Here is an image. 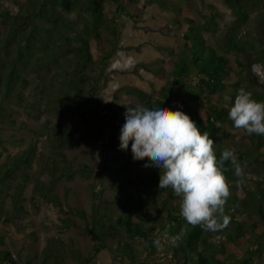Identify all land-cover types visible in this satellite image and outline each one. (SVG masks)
Instances as JSON below:
<instances>
[{"label":"rangeland","instance_id":"1","mask_svg":"<svg viewBox=\"0 0 264 264\" xmlns=\"http://www.w3.org/2000/svg\"><path fill=\"white\" fill-rule=\"evenodd\" d=\"M1 1L4 7L12 11L17 10L10 0ZM205 1L214 4L224 14V19L219 20L216 35L206 34L205 38L207 44L219 55L230 60L232 71L229 80L237 81L242 78L249 90L264 96V63L261 59L262 54L258 53L260 49H264V0H260L259 7L249 5L248 21L239 29H237V16L226 8L222 0ZM124 5L125 8L116 16L118 23L115 28L120 29L118 38L110 31H104L100 39L90 38L94 65L87 73L92 78L101 79L103 86L98 92L92 93L86 103L87 119L72 108L67 113L63 111L64 115L54 116L39 109L35 111L16 108L11 118L13 123L1 126L0 137L4 143L0 147V166L6 164L10 166L12 160L22 154H29L32 158L31 167L24 171L25 175L17 180L9 179V184L2 186L0 191V203L2 202L3 209L9 212L11 217L0 221V231H2L0 234L4 239L1 248L10 251L13 259L20 264H25L26 257H30L29 260L33 264H55L52 258L43 256L45 248L49 245H57L59 248L61 245L65 246L62 247L61 264H81L72 256L70 251L72 248L80 250L85 256L95 254L91 264H183L176 261L167 246V242L171 240L168 223L160 222L164 220L163 213L168 207V201L156 202L135 214L131 203L126 200L131 193L136 199L141 195L138 191L139 180L145 173L139 172V169H146L144 164L148 161H135L130 156L132 154L130 149L121 150L119 137L125 123L124 113L127 107L143 106L137 96L127 93L123 88L136 86L147 92H156L155 98H160L157 91L163 89L165 81L155 77L140 64L156 59L169 60L172 55L187 51L184 39L186 28H178L175 18L183 20L191 16V13L185 11L177 16L176 13L159 7L154 0H136L132 4L126 0ZM106 8L109 9L107 6ZM79 11L72 13L70 18L77 20ZM62 12L66 14L65 10ZM82 27L83 25L79 29ZM232 36L236 40L242 39L247 45H254L256 51L236 54L227 50V39ZM164 48L170 51L164 52ZM110 54L111 58L106 59ZM239 62L244 64L243 68ZM164 66L168 70L166 63ZM51 68H54V65ZM189 84L187 81L181 87V94L177 96L176 102L182 99ZM84 88L87 91L90 87L86 84ZM235 92L234 87L226 89L223 107L230 109L231 97ZM46 101L48 103V100H45L39 105L41 110L47 104ZM59 108L58 110L62 111V108ZM66 114H70L71 117L67 121L62 119L64 126L69 130L78 128L79 136H83L77 140L75 149L62 150L68 164L58 159V170L51 172L45 169V166L46 161L52 158L51 142L56 136L53 132V124L59 123L61 116ZM49 117L50 121H48ZM218 129L220 136L224 133L232 136L229 140V148L234 150L241 165H246L244 183L239 185L242 188L237 185L238 178L235 176L236 187L241 189L245 187V191H236L234 194L241 198H244L249 191L256 194L258 182L264 187V179L262 181L256 175L260 170V162L264 160V154L259 149L258 143L247 138L248 134L243 129L235 128L230 119L225 124L219 125ZM114 137H118L115 142H113ZM56 142L59 143L58 140L53 143ZM244 150L245 158H241ZM125 160L130 161V170L121 169ZM65 167L73 173L72 180L61 177L66 171ZM52 173L55 176L53 180ZM17 186L23 190L20 196L24 199L22 205L28 212L27 215H15L12 210V196ZM152 191L155 192L154 188ZM46 193L52 199L58 200L59 205L46 200L44 197ZM151 195V190H148L141 197L147 199ZM74 210H84L87 219L76 217ZM131 213L135 215L134 221L142 222L153 230V236L159 243L156 254L150 255L151 248L148 241L141 239L130 241L140 257L135 263L120 253L119 256L113 253L117 242L128 241L125 233L116 227L121 219ZM244 218L248 231H254L253 236L250 233L248 238L234 244H230L224 234L210 236L212 243L223 246V252L217 254V258L227 264L231 263L229 261L234 259L233 257L247 258L252 248L251 236L253 238L259 236L258 243L256 241L253 248H257V244H260L262 248L256 254L261 256L255 254L253 264H264V224L255 216L246 215ZM63 220H73L75 225L64 229ZM94 223L98 230L100 227L103 228L102 226H105L107 232L118 230L114 238L101 242L94 232L88 231L93 228ZM252 225L256 226L255 229L251 228ZM104 244L106 249L94 253L96 247Z\"/></svg>","mask_w":264,"mask_h":264},{"label":"trees","instance_id":"2","mask_svg":"<svg viewBox=\"0 0 264 264\" xmlns=\"http://www.w3.org/2000/svg\"><path fill=\"white\" fill-rule=\"evenodd\" d=\"M17 10H10L3 6L0 0V129L6 123L11 125L13 113L16 108L33 109L46 111L47 114L64 115L69 109L76 110L87 119L86 103L92 93L98 92L103 82L101 79H95L88 75L87 71L94 65L90 38H101L104 31H110L118 38L120 29L117 25L116 16L124 8L126 0H10ZM129 4L136 0H127ZM161 7L176 13L180 16L183 12L191 13V16L178 20L175 18L178 28H186L184 34L187 51L181 54L172 55L169 60L156 59L140 64L141 67L152 72L155 77L163 79L165 86L160 92V98H155L156 92H147L136 86H125L123 88L127 93L137 96L143 106L152 108L168 107L175 110H181L188 114L200 128L201 132L207 131L210 137L215 141L214 148L219 159L221 153L229 148L230 135L226 133L223 136L219 134V125L228 122L229 108L223 107V101L226 97V89L234 87L236 92L232 95L231 106L240 88L250 91L253 98L257 101H264V96L254 93L245 86L242 78L237 81L229 80L231 67L230 60L219 55L210 45L207 44L205 35H216L218 32L219 20L224 19V14L211 3L205 0H154ZM227 9H230L237 16V29L241 28L248 21L249 5L259 7L260 0H222ZM109 7V9L106 8ZM65 10L66 14L62 12ZM80 10V11H79ZM77 20L70 18L72 13L78 12ZM203 16V18H201ZM83 27L81 29L80 26ZM227 50L242 54L255 52L256 47L246 44L242 39L236 40L233 36L227 39ZM162 49V48H161ZM168 52L167 48L163 49ZM258 53L262 54L264 63V49ZM111 54L106 59L111 58ZM166 63L168 70L164 64ZM54 65V68H51ZM241 68L244 64L239 62ZM186 91L182 99L176 102L177 96L181 94L180 89L186 83ZM88 84L89 90L84 86ZM183 89V88H182ZM31 93V94H30ZM46 101L44 109L39 105ZM56 105V106H55ZM62 108V111L58 110ZM64 109V110H63ZM51 117V116H50ZM50 117L49 120L50 121ZM70 114L61 116L59 123L53 124L55 138L51 142L52 158L46 161L45 169L56 172L58 170L57 161L62 160L68 164L66 155L62 150L75 149L79 136L78 128L68 129L64 121L69 120ZM50 125V124H49ZM254 142L258 143L259 149L264 154V135H247ZM65 137V138H63ZM118 137L113 138V142ZM220 138V139H219ZM59 141V143L56 142ZM4 140L0 137V147ZM120 147V144H119ZM128 149L131 150V142ZM123 150V151H128ZM246 151L241 154L245 158ZM262 154V153H261ZM260 154V155H261ZM133 157V155H130ZM49 160V159H48ZM129 160L122 164V170H130ZM142 163V162H140ZM32 158L29 154H22L15 157L12 162L0 166V191L2 186L9 184V179L17 180L25 175L24 171L31 167ZM52 168H51V166ZM63 176L72 180L74 175L67 167ZM224 174L230 185V197L228 198L224 212L230 217L229 225L222 231H204L200 226L188 224L179 214L181 197L175 195L171 189H160V169L154 166L139 172L145 175L140 176L139 180V198H134V194L128 195L126 200L131 203L134 213H139L144 207L162 200L168 201V207L163 213L164 220L161 223H168L170 242L167 246L172 251L176 261L183 264H227L217 258V254L223 252V246L212 243L210 236L212 234H224L230 244L238 243L249 237L245 216H255L264 224V190L261 182H258L256 194L248 192L244 198L235 195L236 191H245V187H236L234 170L230 162L223 165ZM262 181L264 179V160L260 162L259 173L256 172ZM55 178L54 173L51 179ZM51 180V181H52ZM11 187V186H10ZM141 188V189H140ZM154 188L155 192L152 191ZM151 190V197L144 199L141 196L144 192ZM20 186L15 188V194L12 199V210L15 215H27L22 203L24 199L20 196L22 193ZM48 201L59 205L58 200L52 199L49 194H44ZM0 203V221L11 219L9 212H6ZM254 205V206H253ZM60 207V206H58ZM130 207V208H131ZM163 207V205L161 206ZM76 217L87 219L84 210H74ZM135 215L128 214L123 220L117 223V227L125 233L127 242H117L114 251L115 256L120 253L123 257L137 262L140 257L136 254L131 242L134 239L146 240L151 248L150 255H155L159 243L153 236V230L146 227L142 222L134 221ZM73 220H63L62 227L68 229L74 226ZM106 225V222H105ZM98 230L95 226L88 230L94 232L101 242H106L114 238L118 229L108 232L105 226ZM255 225L251 228L255 229ZM89 229V228H88ZM2 232V231H0ZM251 236L250 244L252 246L247 258L230 260V264H253L255 256L260 252L262 246L257 244L258 237ZM257 241V242H256ZM256 242V243H255ZM4 239L0 234V264H20L13 259L10 251L3 250ZM62 247L49 245L44 250V258L53 259L55 264H61ZM106 249V244L96 247L94 253H99ZM72 256L81 264H91L95 254L83 255L80 250L70 249ZM258 252V253H257ZM257 253V254H256ZM256 254V255H255ZM255 255V256H254ZM253 256V257H252ZM261 256V255H257ZM30 257H26L25 264H33ZM144 262V261H140Z\"/></svg>","mask_w":264,"mask_h":264},{"label":"clouds","instance_id":"3","mask_svg":"<svg viewBox=\"0 0 264 264\" xmlns=\"http://www.w3.org/2000/svg\"><path fill=\"white\" fill-rule=\"evenodd\" d=\"M120 149L131 152L135 161L147 160L144 167L160 169L159 188L171 189L181 197L180 216L204 231H222L230 223L224 207L230 197V185L223 165L231 163L237 185L244 183V168L231 149L217 158L215 141L201 132L195 121L181 110L138 105L124 113ZM234 127L247 134L264 135V101L250 91L238 90L228 111Z\"/></svg>","mask_w":264,"mask_h":264}]
</instances>
